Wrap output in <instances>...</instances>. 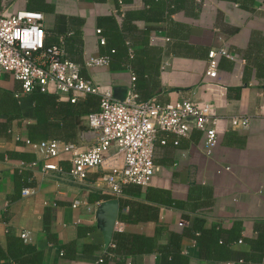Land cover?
<instances>
[{"label":"crops","instance_id":"crops-1","mask_svg":"<svg viewBox=\"0 0 264 264\" xmlns=\"http://www.w3.org/2000/svg\"><path fill=\"white\" fill-rule=\"evenodd\" d=\"M119 1L0 0V12H43L44 5L51 4L55 13L44 14L47 28L53 27L56 15L81 20L80 56L72 58L66 52L89 82L113 88L119 99L134 87L139 101L168 104L190 98L198 105L212 103L218 118V147L209 158L204 133L193 131L179 138L159 132L154 161L160 172L149 187L129 185L116 197L105 180L107 168L119 163L115 152L107 156L104 169L89 173L83 185L71 180L67 158L58 162L63 172L44 171L45 161L25 144L28 127L36 120L34 104L29 95L17 93L23 119L14 120L10 133L0 136V251L5 255L23 240L41 253V264H162L158 251L135 256L115 252L114 239L120 233L114 230L108 242L105 224L98 218L100 206L113 200L119 203L116 222L122 225L121 233L153 239L157 247L169 245L172 234L183 232L178 227L181 220L192 227L202 219L209 230L230 231L238 224L247 240L264 232V0H182L185 7L173 15L165 11L158 21L141 18L130 24L133 28L126 32L136 51L134 67L85 68L87 57L109 56L101 54L98 18L114 15L121 24V13L153 14L146 0L120 2L117 9ZM222 48L234 59L219 57L216 83L226 86L227 92L217 99L205 87V74L209 52ZM19 87L12 76L0 75V97L2 90ZM235 116L250 119V127L232 130L230 119ZM6 120L0 113V123ZM83 123L86 128L78 131L76 142L85 147L91 134L85 118ZM26 188L34 193L24 196ZM161 195L172 205L162 204ZM75 200L87 205L74 209ZM182 244L189 264H242L202 259L197 242L184 238ZM231 249L247 253L250 245L244 240ZM0 264L14 263L5 258Z\"/></svg>","mask_w":264,"mask_h":264},{"label":"built area","instance_id":"built-area-1","mask_svg":"<svg viewBox=\"0 0 264 264\" xmlns=\"http://www.w3.org/2000/svg\"><path fill=\"white\" fill-rule=\"evenodd\" d=\"M118 18L122 19L123 14ZM96 33L99 45H106L102 29H97ZM47 38L43 13L26 9L13 14L0 12V75L10 74L20 83L22 94L40 89L42 92H54L60 100H69L73 104L94 95L100 98V106L97 112L86 118L91 135L85 147L77 142L61 140L40 143L25 140L26 146L45 161L44 171L63 172L58 162L67 158L71 164V180L83 185L89 173L104 169L107 156L115 152L119 163L107 168L105 180L108 190L120 197L129 185L149 187L160 172V167L154 161L159 132L187 138L193 131H200L205 134V155L209 158L213 156L219 144V133L218 118L213 113L212 103L198 105L190 98L168 104L153 100L139 101L134 87L124 99H119L113 88L92 84L83 76L82 67L67 55L64 36L55 45H48ZM165 41L169 43L170 39L166 37ZM130 57L133 58L132 53ZM208 57L205 74V81H208L205 87L220 99L225 96L227 87L216 83L219 57L234 58L223 48L210 51ZM110 63V56H89L85 59L84 67H109ZM135 79L133 77V81ZM250 124L248 118L235 116L230 119L232 130H247ZM161 144L165 145L166 141L162 140ZM178 144L176 141L175 145ZM33 193L29 188L23 190L24 196ZM82 205L86 206L87 202L75 200L72 207L76 209ZM187 226L188 222L184 220L178 224L181 229ZM114 230L123 232L120 222H116ZM22 237L26 238V235ZM99 262H103V259Z\"/></svg>","mask_w":264,"mask_h":264},{"label":"trees","instance_id":"trees-1","mask_svg":"<svg viewBox=\"0 0 264 264\" xmlns=\"http://www.w3.org/2000/svg\"><path fill=\"white\" fill-rule=\"evenodd\" d=\"M84 1L102 4L107 0ZM131 1L120 0L117 2V9H119L120 2L126 4L131 3ZM146 2L153 14L125 12L121 24L114 15L98 18V27L102 29V35L106 39V45L100 48L101 54L111 57L109 67L112 70H119L123 65L124 68L127 65L134 67L136 51H133L134 44H132L133 42L127 36L128 32H126L128 28H133L130 27V24L134 20L145 18L146 21H158L163 18L165 11L170 16L185 7L182 0H146ZM44 7L47 8L41 13L45 15L55 13L53 5L45 4ZM30 11L40 12L33 9H30ZM81 25L79 19L56 15L53 27L50 29L46 27L47 44H58L59 37L64 36L65 48L69 55L72 58L76 55L80 56L79 50L83 43ZM131 53L133 58L130 57ZM2 92L0 113L6 115L7 120L0 123V136L10 133L9 129L14 120L23 119V110L17 97L22 93L21 85L16 91L2 90ZM26 95L31 97L34 104L36 120L34 124L28 127V139L34 143L49 140L76 142L78 131L86 128L83 126L84 118L86 119L90 114L97 112L100 106V98L94 95H89L74 104L69 100H60L54 92H42L40 89ZM163 198L164 196L161 195L159 200L162 204L172 205V201ZM242 230L243 228L238 224H235L230 231L216 227L209 230L205 228L204 220L196 219L194 225L184 228L181 234H172L171 242L166 246L157 247L155 240L144 236L134 235L128 238L123 233L117 234L114 239L115 252L122 251L121 253L125 256H135L158 251L162 264H189V257L183 254L182 244L183 239L188 238L199 244L202 259L215 261L238 260L242 264H262L264 261V232L260 233L256 239L247 240L243 238ZM244 240L250 245L249 252L240 254L231 249L233 244L240 241L244 242ZM5 258H8L14 264H41V253L36 248L25 244L23 240H17L12 248L9 247L7 255L0 251V261Z\"/></svg>","mask_w":264,"mask_h":264},{"label":"water","instance_id":"water-1","mask_svg":"<svg viewBox=\"0 0 264 264\" xmlns=\"http://www.w3.org/2000/svg\"><path fill=\"white\" fill-rule=\"evenodd\" d=\"M124 99V98H123ZM119 203L117 200L109 201L100 206L98 218L104 222V232L108 242L114 233V226L117 221Z\"/></svg>","mask_w":264,"mask_h":264},{"label":"rangeland","instance_id":"rangeland-1","mask_svg":"<svg viewBox=\"0 0 264 264\" xmlns=\"http://www.w3.org/2000/svg\"><path fill=\"white\" fill-rule=\"evenodd\" d=\"M50 19H51L50 22L53 23V18L50 17Z\"/></svg>","mask_w":264,"mask_h":264}]
</instances>
